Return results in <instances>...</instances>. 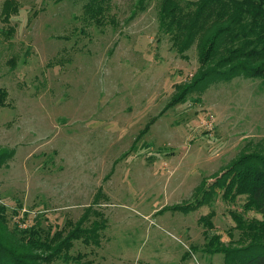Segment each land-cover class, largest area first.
Masks as SVG:
<instances>
[{
	"label": "rangeland",
	"instance_id": "374dc122",
	"mask_svg": "<svg viewBox=\"0 0 264 264\" xmlns=\"http://www.w3.org/2000/svg\"><path fill=\"white\" fill-rule=\"evenodd\" d=\"M5 1L0 203L10 224L27 213L23 228L40 217L56 231L93 206L107 228L101 247L76 242L72 254L84 261L224 264L223 254L203 251L198 221L214 210L209 235L230 241L231 212L246 199L224 201L221 190L215 198L212 185L241 151L264 154V82L238 76L187 91L198 50L182 58L172 48L160 0H111L116 28L85 21V0H15L20 11L8 26Z\"/></svg>",
	"mask_w": 264,
	"mask_h": 264
},
{
	"label": "trees",
	"instance_id": "16d2710c",
	"mask_svg": "<svg viewBox=\"0 0 264 264\" xmlns=\"http://www.w3.org/2000/svg\"><path fill=\"white\" fill-rule=\"evenodd\" d=\"M85 1V21L98 28L118 26L115 17L109 16L111 0ZM139 2L144 4L145 0ZM19 11L17 1L6 0L2 22L9 26L12 15ZM159 25L182 58L193 46L198 50L199 69L187 91H200L203 88L198 90L199 85L207 87L238 76L264 82V0H197L186 5L182 0H160ZM14 32L10 27L4 33L11 39ZM8 97V91L0 89V109L8 106ZM222 173L212 185L217 190L215 198L221 190L224 201L235 202L240 197L246 201L242 212H231L236 225L229 233L228 243L219 234L209 235L215 229L214 210L199 219L207 240L203 251L223 254L224 264H264V154L241 151ZM215 198L210 194L202 204L211 205ZM20 211L14 210L15 218H21ZM248 212L261 218H247L244 213ZM24 216L19 222L25 221L28 214ZM19 222L11 225L8 208L0 203V264H93L84 261L87 254L73 255L72 251L76 242L101 247V234L107 228V219L93 206L86 208L77 221L68 220L56 231L43 228L40 217L27 228Z\"/></svg>",
	"mask_w": 264,
	"mask_h": 264
}]
</instances>
